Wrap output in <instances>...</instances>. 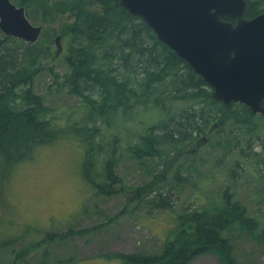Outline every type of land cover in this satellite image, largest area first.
Instances as JSON below:
<instances>
[{
	"label": "trees",
	"instance_id": "obj_1",
	"mask_svg": "<svg viewBox=\"0 0 264 264\" xmlns=\"http://www.w3.org/2000/svg\"><path fill=\"white\" fill-rule=\"evenodd\" d=\"M14 1L25 6L31 19L34 15L30 7L39 0ZM49 1L39 2L42 22L61 23V31L79 43L70 45L67 61L72 69L68 79L82 105L68 113L66 122L70 126H62L45 96L34 92L33 72L26 68L7 71L16 63L1 68L4 76L0 82L4 86L0 88V156L7 168L13 170L33 161L41 150L69 132L83 147V178L97 194L110 195L118 191L113 186L121 180L116 168L123 155L142 162L159 156V147L165 145L180 154L199 136L209 138L211 130L225 122L224 118L235 116L240 121L241 116L249 115L247 121H252L254 113L247 105L214 100L204 78L120 0H57L51 6ZM247 2L246 17L264 11V0ZM225 19L235 22L230 17ZM5 55L17 58L22 51H5L1 62ZM161 84L164 87L159 90ZM186 98L192 103L180 109L173 107L174 100ZM145 115L159 119L147 122ZM215 118L220 121L207 135V126ZM222 196L223 200L203 210L179 213L177 225L170 231L174 236L165 240L161 251L113 252L105 254V258H115L121 264H188L196 256L214 250L224 264H240L228 230L240 225L254 231L264 244V226L248 215L246 206L234 199V193L224 191ZM157 197L167 205L164 207L174 206L170 191L159 192ZM71 232L52 240L63 241ZM3 237L0 234L1 245L10 246L15 241L14 237ZM26 256L16 254L6 264H21L18 258L23 264H32ZM47 258L46 254L41 256L36 264H50ZM65 261L66 258L59 259L57 264Z\"/></svg>",
	"mask_w": 264,
	"mask_h": 264
},
{
	"label": "rangeland",
	"instance_id": "obj_2",
	"mask_svg": "<svg viewBox=\"0 0 264 264\" xmlns=\"http://www.w3.org/2000/svg\"><path fill=\"white\" fill-rule=\"evenodd\" d=\"M42 1L30 7L34 15L31 20L44 25L34 47L23 39H6L0 29V69L16 63L7 71L26 68L33 72L34 92L45 96L52 114L64 126L69 125L66 119L72 108L82 105L68 79L72 69L67 61L70 45L79 43L61 31V23L42 22ZM53 1L57 0L49 1V6ZM58 36L63 50L54 58ZM16 49L22 51V56L5 55L1 62L5 51ZM3 86L0 82V88ZM163 87L161 84L159 90ZM190 103L187 98L176 99L173 107L180 109ZM263 114L254 113L251 122L246 118L249 115L241 116L240 121L235 116L224 118L209 138L199 136L180 154L165 145L159 147V156L142 162L123 155L116 168L121 180L113 186L118 191L110 195L97 194L83 178V147L69 132L41 150L33 161L13 170L0 156V234L3 239L15 238L10 246L0 244V264L11 262L12 256L19 253L27 255L32 264L45 254L50 264L64 258L65 264H121L115 258L106 259L105 254L159 252L165 240L174 236L170 231L177 225L179 213L213 206L224 199V191L234 193L248 215L264 226ZM158 119L146 116L147 122ZM219 121L215 118L208 124L207 135ZM167 191L172 193L174 206L170 208L157 197L159 192ZM70 230L66 239L55 241L59 234ZM227 235L238 263L264 264V244L254 231L235 225ZM17 262L24 263L20 258ZM188 264L224 262L216 251L208 250Z\"/></svg>",
	"mask_w": 264,
	"mask_h": 264
},
{
	"label": "water",
	"instance_id": "obj_3",
	"mask_svg": "<svg viewBox=\"0 0 264 264\" xmlns=\"http://www.w3.org/2000/svg\"><path fill=\"white\" fill-rule=\"evenodd\" d=\"M120 4L141 16L160 41L204 78L214 100L240 102L254 113H264V11L247 18V0H120ZM43 27L31 21L25 6L0 0V29L5 35L36 43ZM60 39L55 40L54 58L63 50Z\"/></svg>",
	"mask_w": 264,
	"mask_h": 264
},
{
	"label": "bare ground",
	"instance_id": "obj_4",
	"mask_svg": "<svg viewBox=\"0 0 264 264\" xmlns=\"http://www.w3.org/2000/svg\"><path fill=\"white\" fill-rule=\"evenodd\" d=\"M17 38V37H16ZM20 39V38H19Z\"/></svg>",
	"mask_w": 264,
	"mask_h": 264
},
{
	"label": "flooded vegetation",
	"instance_id": "obj_5",
	"mask_svg": "<svg viewBox=\"0 0 264 264\" xmlns=\"http://www.w3.org/2000/svg\"><path fill=\"white\" fill-rule=\"evenodd\" d=\"M224 18V17H223Z\"/></svg>",
	"mask_w": 264,
	"mask_h": 264
}]
</instances>
